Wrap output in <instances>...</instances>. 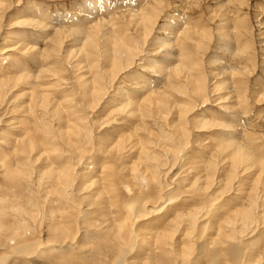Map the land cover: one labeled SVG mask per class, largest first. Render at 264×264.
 Here are the masks:
<instances>
[{
    "label": "bare ground",
    "instance_id": "1",
    "mask_svg": "<svg viewBox=\"0 0 264 264\" xmlns=\"http://www.w3.org/2000/svg\"><path fill=\"white\" fill-rule=\"evenodd\" d=\"M19 1L22 4L23 1ZM201 1H206L207 4L210 0H176L170 11L166 0H148L147 3L146 0H79L76 5L73 1L74 5L70 4L73 11H76L74 15L71 11L72 15L51 14L43 4L31 5L32 10L24 11L18 4L8 23L16 21L14 26L26 31L12 33L6 25V14L13 8L14 1L0 0V122L8 126L5 130L0 129V175L17 180L20 178L15 177L17 171H23L26 166L32 176L37 174L38 181L32 180V177L28 179L33 184L32 195L36 198L35 203L37 202L35 209H32L33 214L20 209L18 216L30 215L33 234L48 235V239L30 240L31 242L15 246L12 252L0 259V264L8 263L14 256L41 264V259L47 255V252L42 251L44 247L49 249L50 256L55 257L54 253L74 245L78 240V233L73 227L72 209H67L74 204H84L85 209L78 210L81 216L79 238L82 235L93 236V229L88 225L91 220L90 207L93 206L94 198L105 196L101 192L103 190L111 195L113 206L118 207L119 204L126 209L118 220L112 222L116 223L115 232L112 231L113 224L111 226L104 223L101 227L102 223H99L97 226L100 229L96 226L101 234L113 233L116 236V240L114 236L113 239L109 235L106 238V248L113 255L111 264H209L210 261L220 264L225 257L235 260L239 250L243 252V261L248 260L245 261L247 264H264V241L260 245L249 241L258 235L264 237V152L242 127L244 125L240 114L247 116V105L251 97L248 90L240 88V82L236 79L242 74H239L240 69L229 64L228 60L235 56L241 58L240 55L247 50L244 49L248 48L239 43L241 34L239 35L237 22L241 18L237 16L240 12L237 13L236 8L241 2L213 0L219 10L218 17L214 16V10L207 7L209 15L206 13L207 17L202 16L200 23H197L192 20L189 11ZM263 2L261 6L264 7ZM247 4L246 2V6ZM119 12H122L120 17L124 16V24L118 21ZM255 14L259 17L257 26L260 33L257 39L261 47L264 44V8H260V12L255 10ZM12 23L9 24L11 27ZM68 27L76 35H72ZM51 30L56 34L52 33L55 35L52 47L48 45ZM212 35L217 36L224 52L222 56L227 61L221 66L209 63L211 66L214 64V70H219L212 71L209 75L205 70L206 61L204 62L203 56L195 60L186 46L194 44L196 53L203 55L206 52L205 41ZM72 37L74 43L71 42ZM68 39L70 44L66 46ZM10 43L13 45L5 46ZM261 55L263 58L260 68L263 76L254 80V93L261 94L258 101L264 103V54ZM16 56L17 61L11 64ZM27 57L32 60L28 61L32 66L34 63L36 67L43 69L34 68L33 71L28 68L29 65H25ZM160 57H163L162 63L157 65ZM52 58L54 60L48 66L47 62ZM4 62L10 65H5ZM66 64L75 74L72 88L69 87V79L61 75L67 71ZM147 69L157 75L158 79L148 78L145 75ZM249 69L252 68L248 66L247 70ZM217 78L224 81L213 82ZM222 91L225 94L220 96ZM57 93L61 95H56ZM209 104H215L216 109L208 108ZM4 109H9L10 115L16 116L4 121L7 115ZM35 111L43 112V116H40L43 117L41 127H37L43 136L42 141L30 136V125H40L37 123L40 112L36 116ZM29 113L35 120L32 124L28 123L30 127H27L26 123L20 121V117L24 114L23 120L27 121ZM103 120L104 122H100ZM97 123H103L102 129L115 125V131L112 129L114 134L107 146L97 142L101 139L95 132ZM158 128L162 134L157 131ZM207 128L224 130L223 136H218L214 149L209 146L195 149L201 144L200 135L203 136ZM102 129H98L99 132ZM214 150L218 152L217 155L212 154ZM65 151L77 154V163H71L65 158ZM106 154L122 160L128 171L135 168L138 173L145 165V172H151L153 167L160 174H163L160 172L161 166L165 167L169 163L168 159L165 160L167 155L174 160L169 168L175 169L176 164L189 154V161L193 162L190 171L195 172L192 179L194 183L189 184L190 189L196 188L199 181L203 180L204 183L198 186L197 195L193 198L196 203L201 201L199 207L198 203L197 206L193 205V201L192 205L185 202L173 207L177 203L173 194L184 190L176 177L172 180L167 178L169 171L166 178L153 174L150 179L159 182L157 185H160V193L152 194L148 191L143 197H139L141 190L136 188L139 184L133 182L137 177L132 175L134 180L130 181L134 184L131 185L136 187L131 188L135 189V195L121 204L114 173L107 175V183L105 178L104 182L100 179L94 181L96 173L112 170L110 162H105ZM11 156L17 158V161L22 160V167H14ZM47 158L50 159L47 161ZM52 160L55 161L54 165L57 164L56 168L49 162ZM134 160L138 161L131 164ZM77 169L86 172L77 174ZM224 171H231L230 176L226 177ZM18 174L21 175L19 172ZM149 174L145 173V177ZM150 179L147 177L144 180ZM248 182L255 185L246 193L245 189L249 190L251 187H244ZM240 188V198L230 201L227 194L239 192ZM57 195L60 199L52 198ZM58 200L65 202L64 211L55 206ZM0 202L5 203L1 199ZM41 203L45 208L43 215L40 212ZM96 207L98 212L103 209ZM11 208L5 204L0 210V218L10 214L8 209ZM109 215L111 217L115 214ZM93 223L98 224L97 221ZM25 224L22 229L15 228L16 226L4 228L1 224L0 232L10 241L15 240L17 245L29 233L27 228V233L23 231ZM225 224L230 227L228 233V228L224 232L222 230ZM82 225L86 226L85 230ZM206 230L211 234L207 235L209 238L203 243L200 234ZM39 237L44 239L45 236ZM231 239L238 240V243L231 241L232 244L227 247L226 241ZM211 245L215 249L210 250ZM255 248L263 256L260 261L256 258ZM90 252V256L84 258L94 263L100 253ZM94 264L106 263L101 259Z\"/></svg>",
    "mask_w": 264,
    "mask_h": 264
},
{
    "label": "rangeland",
    "instance_id": "2",
    "mask_svg": "<svg viewBox=\"0 0 264 264\" xmlns=\"http://www.w3.org/2000/svg\"><path fill=\"white\" fill-rule=\"evenodd\" d=\"M14 1V3H13V8L11 9V11L10 12H8L7 14H6V25L7 26H9L10 27V29L8 30L9 32H12V33H16V32H20L21 30L22 31H26V29H21V28H16L17 26L15 25L14 26V24H16L17 22L15 21H11V22H9L8 23V21H10L11 19H12V17L11 16H13V13H14V9L15 8H17V5L18 4H20L21 5V7L19 6V8L20 9H22V10H24V11H30V10H32V7H31V5H37V4H43V6L45 7L46 6V8L48 9V11H49V13H51V14H67V15H72V13L71 12H73V15L76 13V11H73V9H72V5H76L78 2H79V0L77 1V0H21V1H23L22 2V4L20 3V1L19 0H13ZM32 1V2H31ZM49 1H51V2H49ZM67 1V2H66ZM72 1L74 2V4L72 3ZM76 1V2H75ZM113 1H118V0H113ZM167 1V3H168V9L171 11L173 8V4L175 3V1L176 0H166ZM198 1V0H197ZM245 1V2H244ZM264 1V0H263ZM262 0H238V3H244L243 5H244V8H243V5H242V7L241 8H239V6L241 5V3L240 4H238L239 6H238V8H236V10H237V13H239L240 12V14L239 15H237V13H236V15L239 17V18H241V19H239L242 23V25L240 24V21H238L237 23H239L238 24V26H239V29H238V32H240L239 33V35H240V39H239V43H240V45H243V46H245V45H247V47L249 48H245L244 50H246V52L244 51L243 53H242V55H240L241 56V58L239 57V56H235V57H232V59L230 58V59H228V60H230L229 61V64H232L235 68H239L240 69V73L239 74H241L239 77H237L236 79L238 80V82H240L239 83V85H240V88L242 89V90H244L245 89V91L246 90H248L249 91V95H250V97H251V100H250V102L248 103V110H247V116H243L244 114H240V118H241V121L243 122V125L244 126H242L244 129H245V132L246 133H248V135L250 136L249 138L251 139V140H253L255 143H256V145L258 144V146H260L261 147V151H263L264 152V103H261V102H259L258 100L260 99V95L261 94H258L257 92H255L254 93V91H255V89H254V80H256V79H258L259 77H262L263 76V72H262V70H261V60H262V58H263V55H261V54H264V44L260 47V44H259V40L257 39L258 38V36L257 35H259V28H258V26H257V19H259V17H257V15L255 14V10L257 11V12H260V8H264L263 6H261V5H263L262 4V2H263ZM28 2H31V4H29V5H27L26 3H28ZM148 2V0H146V2L145 3H147ZM246 2L248 3L247 4V6H246ZM11 3V2H10ZM264 3V2H263ZM70 4H72V5H70ZM204 4V5H203ZM16 5V6H15ZM48 5V6H47ZM199 5V6H198ZM198 5H194L193 6V8L192 9H190L191 11H192V13H191V11H189V14L192 16L191 18H193L192 20L194 21V22H197V23H200V21H201V17L203 16V18H204V16L205 17H207V14H208V10H207V7L208 8H210L211 10H214L215 11V13L214 14H216V15H214L215 17L217 16L218 17V15H219V13H217V12H219V10H217L218 9V7H216V5L217 4H215V2H213V0H210L209 2H207V4H206V1H201V2H199V4ZM62 6V7H61ZM69 6V7H68ZM201 6V8H199L198 9V7H200ZM247 8H246V7ZM248 6H249V8H248ZM54 8V9H53ZM71 8V9H70ZM197 8V9H196ZM202 9V10H201ZM216 9V10H215ZM240 9V10H239ZM69 12H68V11ZM76 10H77V8H76ZM207 10V11H206ZM71 11V12H70ZM169 11V12H170ZM239 11V12H238ZM242 11V12H241ZM62 12H64V13H62ZM166 12V11H165ZM196 12V13H195ZM69 13V14H68ZM121 13L122 12H119L117 15L119 16L118 18V21H121L123 24L125 23V20H124V16L122 15V17H120L121 16ZM166 13H168V12H166ZM207 13V14H206ZM246 14V16H245V14ZM252 13V14H251ZM256 16H255V15ZM198 15H199V17H198ZM201 15V16H200ZM209 15V14H208ZM10 16V17H9ZM236 16V17H237ZM245 16V17H244ZM248 16H250V17H248ZM216 17V18H217ZM249 19H248V18ZM245 18H247V19H245ZM243 20H244V22H243ZM247 20H250V21H247ZM253 20H255L256 22H254ZM236 21V20H235ZM245 21H246V23H245ZM253 22V24H252V22ZM12 22H14V23H12ZM12 23V26L13 27H11L9 24H11ZM246 25H245V24ZM250 24V25H249ZM254 28V30H252ZM251 29V30H250ZM71 29H70V27H68V31H70ZM240 30V31H239ZM248 32H247V31ZM8 31L7 32H4V36L5 35H7V33H8ZM250 31H253V32H250ZM71 32V31H70ZM55 34L54 33V31H52L51 30V36H50V40L48 41L49 43H48V45L50 46V47H52V40H54L55 39V35H53V34ZM75 33V32H74ZM245 33V34H244ZM247 33V34H246ZM250 33V34H249ZM254 33V34H253ZM68 34H70V33H68ZM71 34L72 35H76V34H73V32H71ZM253 34V35H252ZM53 35V36H52ZM248 35H250V36H248ZM247 36H248V38H247ZM253 36V37H252ZM242 37L244 38V39H242ZM74 38H75V36H74ZM74 38L72 37V40H71V42L72 43H74L73 41H74ZM246 38V39H245ZM253 38H254V40H253ZM255 38H256V40H255ZM71 39V38H70ZM70 39H68V41L65 43V45L66 46H68L69 44H70ZM211 39V40H210ZM48 40V39H47ZM215 40H217V41H215ZM210 41V42H209ZM213 42V43H212ZM218 42V43H217ZM12 43H15V42H12ZM12 43H10L9 45H5V46H10V45H13ZM212 43V44H211ZM45 45H47V44H45ZM189 44H187V46H188ZM191 45V46H190ZM190 45L187 47L186 46V49H188V51H190V53L192 54V56L195 58V60H197V59H199V58H201V56H203V58L205 59L204 60V62H205V70H206V72L210 75L211 74V72L212 71H216V72H218L219 70L217 69V70H214L215 69V67H213L214 66V64L211 66L209 63H217V64H219L220 66L221 65H224V64H226V58H224L222 55H224V52L222 51V48H221V45L219 44V40H218V38H217V36H211V38H209V39H207L206 41H205V46H204V48H205V54H203V55H201V53H196L197 51L193 48V46H194V44H191L190 43ZM254 45V46H253ZM207 46V47H206ZM208 47H210V49L208 48ZM191 49V50H190ZM193 50V51H192ZM250 51V52H249ZM248 53V54H247ZM251 53V54H250ZM196 55V56H195ZM245 55V56H244ZM252 55V56H251ZM200 56V57H199ZM244 56V57H243ZM259 56V57H258ZM199 57V58H198ZM246 57V58H245ZM251 57V58H250ZM252 57L254 58V59H252ZM15 59H13V61H12V63L11 64H13V63H15L16 61H17V59H18V57L16 56V57H14ZM248 58V59H247ZM252 59L253 60V63H251V60L250 59ZM255 58H257V59H255ZM161 59H163V57L161 58L160 57V59L158 60V63H157V65H160L161 63H162V60ZM234 59H235V61H234ZM240 59V60H239ZM245 59V60H244ZM27 60V61H26ZM54 59L52 58V59H49V61L47 62L48 63V66L50 65V63H51V61H53ZM257 61V63H255L256 61ZM25 61H26V63H25V65L26 66H28V68H32V70L34 71V68L36 69V70H42L43 68H40L39 66H35L34 65V63H33V66H32V63H29L30 61L32 62V60L31 59H29V57H27V59H25ZM29 61V62H28ZM243 62V64H242V62ZM249 61V65L247 64V62ZM50 62V63H49ZM231 62V63H230ZM245 62V63H244ZM5 63V65H10V64H8V62H4ZM208 63V64H207ZM251 64V65H250ZM206 65H209V66H206ZM246 65H248L249 67H251L252 69H249V70H247L248 69V66H246ZM254 65V66H253ZM256 65H257V67H256ZM32 66V67H31ZM241 67V68H240ZM247 67V68H246ZM70 68V69H69ZM218 68H220V67H218ZM256 68V69H255ZM69 69V70H68ZM72 68L71 67H69V66H67V64H66V70L69 72V74H68V72L66 71V72H63V73H61V75L62 76H65V77H67L68 79H69V81H68V83H69V87L71 86V88L73 87V85H74V80H75V78H74V72L71 70ZM208 69V70H207ZM238 69V70H239ZM246 69V70H245ZM255 69V70H254ZM148 70V71H147ZM146 71H145V75L148 77V78H150V79H152V80H156V79H158V76L157 75H155L154 73H152V71L150 70V69H147ZM252 70V71H251ZM246 73H245V72ZM150 72V73H149ZM255 72V73H254ZM238 73V72H237ZM66 74V75H65ZM244 74V75H243ZM247 74V75H246ZM254 74V75H253ZM154 75V77H151V76H153ZM246 75V76H245ZM72 76V77H71ZM157 77V78H156ZM243 77H245L244 79H243ZM255 77V78H254ZM240 79V80H239ZM242 79V80H241ZM247 79V80H246ZM219 80H223L224 81V79H221V78H217V79H215V80H213V82H218ZM236 80V81H237ZM241 81H243V82H241ZM244 83V84H243ZM242 84V85H241ZM250 84V85H249ZM246 86V87H245ZM248 86V87H247ZM127 87V86H126ZM250 87H252V88H250ZM66 92H69L67 89H66ZM261 92H262V90H261ZM225 93H223V91H222V94L220 95V96H223ZM256 94V95H255ZM56 95H61L60 93H57ZM57 97H59V96H57ZM216 97V96H215ZM208 106V108H211V109H216V105L215 104H209V105H207ZM215 107V108H214ZM243 110H245V106H244V104H243ZM5 108V107H4ZM7 108V107H6ZM5 110V109H4ZM6 112L5 113H7V115L4 117V121H6V120H8L9 118H13V117H15L16 115H10V112L11 111H9V109H6L5 110ZM225 113H227V111L224 109L223 110ZM37 112H40L39 113V116H38V119H40L39 120V122H37V123H39L40 125H38V124H36L37 126H35L34 124H32L33 122V120H35V118L32 116V115H30V113H29V117L28 116H26L27 118H28V120L26 121V120H23L24 118H25V115L24 114H22L23 116H21L20 118L22 119H20V121L21 122H24V123H26L25 125H27V127H30L31 126V128H29L30 130H31V132L30 133H32L30 136L32 137H35L36 139H38V140H43V136H42V134L40 133V131H39V129L37 128V127H41V124H42V121H41V119L43 118V117H40V116H43V112L42 111H35V115L37 116L38 115V113ZM9 113V114H8ZM37 113V114H36ZM26 114V113H25ZM31 116H32V118H31ZM40 117V118H39ZM2 119V118H1ZM31 120V122H30V120ZM96 120H99L97 117L95 118ZM104 119V118H103ZM105 120H106V118H105ZM124 121L125 122H128V120L127 119H124ZM100 122H104V120L103 121H100ZM124 122V123H125ZM28 123H30V124H32V125H30V124H28ZM28 125H30V126H28ZM128 125V124H127ZM97 126H98V128L96 127V130H95V132H96V135L97 136H101V139H99V140H97V142L98 143H100V144H104L105 146H107L108 145V143L110 142L109 140H110V137L112 136V134H114L113 132L115 131V129H114V127L113 126H115V125H110V126H105V128H103L102 129V126H103V123L100 125V123H97ZM248 126V127H247ZM7 127L8 126H6V124L4 123V122H0V129L1 130H5V128L7 129ZM35 127H36V129H35ZM100 129H102L103 131H101V132H99V130ZM109 129H111V130H109ZM114 131H113V130ZM159 129V128H158ZM157 129V131L158 132H160L161 133V130L159 129L158 130ZM34 130V131H33ZM37 130V131H36ZM248 131V132H247ZM35 132V133H34ZM98 132H99V134H98ZM205 132L206 133H204L203 134V136L202 135H200L201 136V139H200V145H198L197 147H195V149H198V148H204V147H211L212 149H214V143L216 142V140H217V138H218V136L219 137H221V136H223V132H224V130H221V129H217V128H207V129H205ZM195 133V131H193V134ZM36 134V135H35ZM116 134V133H115ZM162 134V133H161ZM196 134V133H195ZM195 134L193 135V136H195ZM38 137H40V138H38ZM196 146V145H195ZM66 152V151H65ZM216 153H218L216 150H214V151H212V154L213 155H217ZM72 154V153H71ZM69 152H66V153H64V156H65V158H68V160L71 162V163H77V161H78V159H79V156L77 155V154H72L71 155ZM113 157H111V156ZM106 158H107V160H105V162H110V164H111V167L112 168H110V169H112L110 172L109 171H102L101 173H96L95 174V176H96V178H95V180L94 181H99L98 179H100L101 180V182H104V178H105V183H107L108 182V180H109V178H108V176H110V175H113V173H114V175L116 176L115 177V179H114V182H115V184H116V188H117V192H118V194H120V196H119V201L121 200V204H123V202L126 200V199H128V198H133L134 197V195H135V189H133V188H131V187H136L135 185H131V184H134V183H136L138 186H140V187H136L137 188V190H141V192L139 193V197H140V195L143 197L145 194H147V192L148 191H150V193H152V194H156L157 192L158 193H160V191H159V189H160V185H157V184H159V182L157 183V181L156 180H154V182L150 179V177L152 178V175L153 174H159L162 178L164 177V178H166V174L168 173V171L170 172V173H168V176H167V178L168 179H170L171 178V180H172V178L174 179L175 177L177 178V180L179 181V182H181L180 184H181V187L183 188V190L185 191H180V192H176L175 194H173V198H175V199H177L176 200V204L173 206L174 208H176V206L178 207V206H181L182 204H185V202H186V204L188 205V204H193V205H196L197 203V205H198V207H199V203L201 202V201H198L197 203L195 202V201H193V198H195L194 197V195H197V190L199 189L198 188V186H201L202 184H204L203 183V180L202 181H199L198 182V184H197V186H196V188H192V190L190 189V185L189 184H191V183H194L193 181H192V179H193V177L195 176V172L194 171H190V168H191V166H192V164H193V162L192 161H189V154H188V157H186V158H184L183 160H181V161H179L177 164H176V167H175V169H170L169 167H170V165L171 164H174L173 163V161L174 160H172V157L170 156V155H167V158H165V160L166 159H168L169 160V163H167L168 165L167 166H165L164 167V165H162L161 166V173H163V174H160V173H158V171H155V168H153L152 167V165H150L151 167H152V171L150 172V171H146L145 172V169L144 168H146L145 167V165H143L144 166V168L142 167V169H141V171H143L142 173H141V171L139 172L138 171V173H137V171L136 170H134L135 168H133L131 171H128V170H126L124 167H126V165L124 166V164L122 163L123 161L122 160H118V159H116V158H114L115 156H113L112 154H106V156H105ZM51 158H53V157H51ZM78 158V159H77ZM264 158V157H263ZM17 158H15V157H12L11 156V161H12V163L14 164V167H22V160L20 161V160H16ZM20 159V158H19ZM48 159H50V158H47V161H48ZM171 159V160H170ZM14 160V161H13ZM191 160V159H190ZM136 161H138V160H134V161H132V163L131 164H133V162L135 163ZM172 161V162H171ZM18 162V163H17ZM50 163H51V165L53 164V162L55 163V161L54 160H52V161H49ZM15 163H16V165H15ZM21 164V166H19L20 164ZM17 164H19V165H17ZM123 164V165H122ZM170 164V165H169ZM54 165V164H53ZM52 165V166H53ZM57 164H55L53 167L54 168H56L55 166H56ZM24 166V165H23ZM172 166V165H171ZM186 166V167H185ZM168 169H167V168ZM28 166H26L25 167V171L23 170V171H17V174L15 175V177L17 178V177H20L19 179L17 178V180L14 178V180H12V179H10V178H8L7 179V177H4V176H2V175H0V194H2V195H0V199L1 200H3V201H5V203H2L3 204V206L6 204V205H10L12 208L11 209H8L7 211L8 212H10V214H7L6 216H3V217H1L0 218V225L2 224V225H4V228L5 227H12L13 228V226L15 227V228H23V226H24V224H25V222H26V224H25V227H24V229H23V231L24 232H26L25 231V228H27V229H29L27 232H29L26 236H27V238H26V236H25V238H23V241L21 240L20 242H18L17 243V245H16V243L14 242V241H10L9 239H7L5 236H4V234L2 233V232H0V236L2 237V239H1V237H0V259H2V257L3 256H6L7 255V253L9 254L10 252H12V250H13V248L15 247V246H21L22 244H25V243H28V242H31L30 240H45V238H47L48 239V235H44V234H42V233H39V234H33V230H32V225H31V218H30V215L28 216V215H24V217L22 216V214H21V217L20 216H18L19 215V211H20V209H24L28 214L29 213H31L32 212V209H35V204H37V202L35 203V200H36V198H34L33 197V195H32V193H34L33 191L34 190H32L33 188V184L31 185V182L29 181L30 179H31V177H32V180H34V181H36L37 179V174H35V176H34V174H33V176H32V174H30V172L31 171H28ZM109 169V170H110ZM136 171V172H134V171ZM163 170H165V171H163ZM188 170V171H187ZM29 173H28V172ZM163 171V172H162ZM178 171L180 172V173H178ZM18 172L21 174L20 176H19V174H18ZM28 173V175H27V173ZM77 174H79L80 172H86V171H80L79 169H77ZM132 172V173H131ZM134 172V173H133ZM231 172V171H230ZM230 172L229 171H224V173L226 174L225 176L227 177L228 175L230 176ZM26 173V174H25ZM121 173V174H120ZM136 173V174H135ZM139 173H141V174H139ZM145 173H150L148 176H146L145 177ZM177 173V174H176ZM190 173H192V174H190ZM180 174V175H179ZM24 177H23V176ZM30 175V176H29ZM103 175H105V176H103ZM108 175V176H107ZM132 175H134L133 177H137L135 180L133 179V177H132ZM140 175V176H139ZM142 175H143V177H142ZM154 175V176H155ZM206 175V174H205ZM28 176V177H27ZM103 176V177H102ZM107 176V177H106ZM179 176V177H178ZM228 176V177H229ZM27 179H26V178ZM97 177H99V178H97ZM132 178V179H130V178ZM149 178L150 180L149 181H145L144 179H146V178ZM23 178V179H22ZM107 178V179H106ZM129 178V179H128ZM141 178V179H140ZM21 179V180H20ZM29 179V180H28ZM97 179V180H96ZM118 179V180H117ZM143 179V180H142ZM12 182H11V181ZM21 182H20V181ZM107 180V181H106ZM130 180H134L133 182L132 181H130ZM28 183H27V182ZM38 181V180H37ZM137 181V182H136ZM138 181H140V182H138ZM145 181V182H144ZM118 182H119V184H118ZM149 182H151V183H149ZM13 185H12V184ZM54 183H56V181H54ZM128 183V184H127ZM149 183V184H148ZM249 183L251 184V185H249ZM100 184H102V183H100ZM147 184V185H146ZM167 184H170L169 182H167ZM200 184V185H199ZM248 184V185H247ZM246 184V186L244 185V187H247V186H251L250 187V189L249 190H247V189H245V192L247 193V192H250L251 190H252V187H253V184L254 183H252V182H248ZM8 185V186H7ZM25 185V186H24ZM28 185V186H27ZM49 185V184H48ZM55 185V184H54ZM148 185H150V186H148ZM157 185V186H156ZM255 185V184H254ZM142 186V187H141ZM145 188H144V187ZM148 186V188H146ZM28 187H29V189H28ZM100 187H102L101 185H100ZM185 187V188H184ZM139 188V189H138ZM189 190H188V189ZM147 189V190H146ZM195 190V191H194ZM241 190H242V188H240V191L238 192V191H233L235 194H233V192H231V193H229V194H227V198L230 200V201H234V199L237 197L238 199L240 198V196H241ZM247 190V191H246ZM139 191H137V192H139ZM193 191V192H192ZM102 192V194H105V196H101L100 197V199L99 198H94L93 199V206L92 207H90V218H91V220H89L90 222H89V226L91 227V232L93 233L92 235L93 236H87L86 237V235H82V238H79L80 237V235H79V229H80V226H79V220H80V218H81V216H80V214H79V212H78V210H82V209H84V204L83 205H76V204H74L73 206H69V207H67V209L69 210L70 209V207H71V212H72V221H73V227L76 229V231H77V237H78V240L77 241H75V244L74 245H72V246H68V247H64V248H62V250L61 251H58L57 253H54V255H56L55 257H52V256H50L49 254H50V252H49V249L48 248H45L44 247V249H42V251H44V252H47V255H45V257L44 258H42L41 259V264H90V263H92V264H94V263H96L97 261H100L101 259L103 260H105V263L106 264H111V262H112V260H113V255L110 253V251L106 248V246H107V240H106V238H109V237H111L112 239H113V236H114V238H115V240H116V236H115V234L113 235V233L110 235V233H106V235L104 236L103 234H101L100 233V231H99V227L97 226V225H99V223H102V224H100L101 225V227H102V225L105 223L106 225H111L112 226V224H113V226H112V231L113 232H115V224L114 223H112L113 221H115V220H118L120 217H121V213H122V215L124 214V212L126 211V209L124 208V207H122V206H120L119 204H118V207L117 206H113V204H114V202H113V204H112V200L113 199H111L110 197H111V195L109 194V192L107 191V190H103V191H101ZM110 195V196H108V194ZM181 193H183V194H181ZM245 193V194H246ZM125 196H124V195ZM231 194H233V195H231ZM13 195V196H12ZM191 195V196H190ZM231 195V196H230ZM238 195V196H237ZM4 196V197H3ZM55 197V199H60L59 197H58V195L57 196H52V198H54ZM108 197L111 199V201H109L110 199H108ZM142 197H141V199H142ZM105 199V201H103L104 199ZM98 199V200H97ZM103 199V200H102ZM8 200V201H7ZM192 201H193V203H192ZM33 202V203H32ZM105 202V203H104ZM108 202H109V204H108ZM180 202V203H179ZM32 203V204H31ZM56 203V204H55ZM54 204H55V206L57 207V208H65L66 209V205H64L65 204V202H61V201H56ZM1 204V202H0V210L3 208V206H1L2 205ZM113 206H111V205ZM34 205V206H33ZM41 206H40V212H42V215H43V212H44V210H45V208H43L42 207V203L40 204ZM64 205V206H63ZM102 205V206H101ZM196 205V206H197ZM231 206H232V204H230ZM78 206V207H77ZM96 206H99V207H101V208H103L102 209V211L101 212H98V208L96 207ZM2 207V208H1ZM34 207V208H33ZM80 207V208H79ZM96 207V208H95ZM113 209H112V208ZM121 207V208H120ZM115 208H119L118 210H116ZM6 209V208H5ZM17 209H19L18 210V213H17V211L16 210ZM27 209V210H26ZM65 209H63L62 211H64ZM74 209V210H73ZM109 209H110V211H109ZM181 209H182V207H181ZM85 210V209H84ZM108 210V211H107ZM124 210V211H123ZM179 210V209H178ZM30 211V212H29ZM70 211V210H69ZM121 211V212H120ZM103 212V213H102ZM110 212V213H109ZM117 212H120V213H117ZM17 214V215H16ZM32 214H33V212H32ZM75 214V215H74ZM109 214H115V215H112L111 217H110V215ZM119 214V215H118ZM41 215V216H42ZM61 215V214H60ZM78 215V216H77ZM102 216H103V218H102ZM106 216V217H105ZM108 216V217H107ZM114 216V217H113ZM119 216V217H118ZM22 218V219H19V218ZM27 218V220H26V218ZM78 217V218H77ZM11 219V220H10ZM106 219V220H105ZM112 219H114V220H112ZM20 220H21V222H20ZM41 220L43 221V218H41ZM105 220V221H104ZM110 220V221H109ZM13 221V222H12ZM18 221V222H17ZM28 221V222H27ZM94 221H97V223L98 224H96V223H93ZM106 222H108V224L106 223ZM222 222H225V221H222ZM20 223V224H19ZM22 223V224H21ZM30 223V224H29ZM18 224V225H17ZM77 224V225H76ZM20 225V226H19ZM22 225V226H21ZM30 225H31V227H30ZM167 225H170V223H167ZM186 225V224H185ZM226 225V224H225ZM77 226V227H76ZM96 226H97V228H99L98 230L96 229ZM220 226H222V225H220ZM224 226V225H223ZM224 227H226V228H224ZM223 228H222V230H223V232L224 231H226L225 229H227V233L228 232H230V227H228L227 225L226 226H224ZM3 228V229H4ZM85 228H86V226L85 227H83V225H82V229H84L85 230ZM208 229H209V226L207 227ZM26 232V233H27ZM45 233H46V231H45ZM3 234V235H2ZM83 234V233H82ZM211 234V232L209 233V231L208 230H206V232H203L202 234H200V236L202 237L201 238V241H203V243L204 242H206V240H208V238H209V236H207V235H210ZM45 236L44 237V239H42V238H40L39 236ZM50 235V234H49ZM108 235H109V237H108ZM4 236V237H3ZM101 236H102V238H101ZM7 240V242H6V240ZM26 239V240H25ZM262 240L264 241V237H262V236H256L254 239L253 238H251V239H249V241H255V242H257L258 243V245H260L261 243L260 242H262ZM26 241V242H25ZM105 241V242H104ZM221 241H222V239H221ZM228 241V240H227ZM226 241V245H227V247L229 246V245H231L232 244V242L233 243H238V240H236V241H234V240H229V242H227ZM232 241V242H231ZM11 244H10V243ZM72 243V242H71ZM202 243V244H203ZM68 245H70V244H68ZM212 246V247H211ZM209 248H210V250H213V249H215L214 247H213V245H211ZM70 247V248H69ZM79 248V249H78ZM102 250V251H101ZM99 252L100 253V255L99 254H97L98 256L96 257V262H92V261H89V260H85V258H84V256H90L89 255V252ZM257 251V252H256ZM90 252V253H91ZM194 252H195V254H196V251L194 250ZM106 253H108V254H106ZM255 253L257 254L255 257L260 261V259H261V257H263L264 256V254H263V256L260 254V252H258V250L255 248ZM82 254V255H81ZM88 254V255H87ZM106 254V255H105ZM112 255V257H110V256ZM252 255V254H251ZM82 256V257H81ZM102 256V257H101ZM106 257V259H105V257ZM109 256V257H108ZM196 256V255H195ZM260 256V257H259ZM251 257H253V255L251 256ZM254 257V259L255 260H257L256 258ZM84 258V259H83ZM99 258H101V259H99ZM169 258V260L171 259L170 257H168ZM226 258V259H225ZM223 257L222 259H225V260H223V262H221L220 264H225L226 262V264H247L246 262H248V260H245V261H243L244 260V257H243V252L242 251H240L239 250V252L236 254V257L234 258L235 260H232V259H230V258H228V257ZM264 258V257H263ZM24 259H25V261H24ZM53 259V260H52ZM60 259H61V261H60ZM63 259V260H62ZM43 260H44V262H43ZM55 260V261H54ZM108 260H109V262H108ZM86 261V262H85ZM12 262V263H11ZM33 262V263H32ZM244 262V263H243ZM34 264V261L33 260H28V259H26V258H23V257H13L12 259H10L9 260V262L8 263H6V264ZM170 263V262H169ZM162 264H168V263H165V262H163ZM209 264H214V263H212L211 261H210V263Z\"/></svg>",
    "mask_w": 264,
    "mask_h": 264
}]
</instances>
